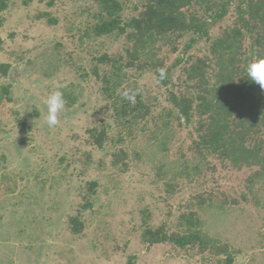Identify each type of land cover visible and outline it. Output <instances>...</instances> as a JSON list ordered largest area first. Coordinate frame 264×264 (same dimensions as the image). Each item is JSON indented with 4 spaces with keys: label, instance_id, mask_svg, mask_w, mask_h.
Masks as SVG:
<instances>
[{
    "label": "rangeland",
    "instance_id": "rangeland-1",
    "mask_svg": "<svg viewBox=\"0 0 264 264\" xmlns=\"http://www.w3.org/2000/svg\"><path fill=\"white\" fill-rule=\"evenodd\" d=\"M23 1L0 13V64L11 66L0 76V264H219L211 251L143 242L146 228L179 231L181 216L191 210L209 237L230 248L234 264H262V166L239 170L209 156L201 176L173 179L198 140L196 119L187 125L165 117L170 92L184 91L183 66L167 86L154 71L124 69L117 94L135 87L154 118L121 123L105 94L113 68L98 60L126 57V36L90 35L96 0ZM123 4L124 22L139 15L140 0ZM234 18L232 12L216 25L212 37ZM187 41L179 40L175 52L156 44L165 70L182 57ZM208 55V43L200 42L187 57ZM56 90L65 107L49 128L44 101ZM158 117L170 122L166 129ZM92 129L105 131L103 148L94 145ZM91 183L96 188L88 199ZM202 200L207 204L199 206ZM87 202L92 207L83 210ZM72 217L83 223L79 235L71 232Z\"/></svg>",
    "mask_w": 264,
    "mask_h": 264
},
{
    "label": "trees",
    "instance_id": "trees-1",
    "mask_svg": "<svg viewBox=\"0 0 264 264\" xmlns=\"http://www.w3.org/2000/svg\"><path fill=\"white\" fill-rule=\"evenodd\" d=\"M12 1L0 0V13L7 12ZM33 1L24 0L23 5L29 6ZM123 1L96 0L98 12L94 18L97 22L90 28L91 36H126L127 44H130L126 57L116 60L105 55L98 60L113 68L104 83L105 94L113 100L117 120L132 124L145 121L147 124L148 118H154L142 96L134 92L135 87L117 94L125 77L124 69L154 71L167 86L173 72L183 66L185 79L181 86L184 91L170 92L168 100L172 109L165 117L179 123L184 121L187 125L197 120L198 140L189 148L192 157L176 171L173 179L191 181L201 176L208 170L205 164L209 156L239 170L262 166L264 171V139H261L264 136V93L246 73L249 62L264 58V0H140L139 15L125 22ZM232 12L233 22L217 37H212L210 31ZM42 16L48 17L47 14ZM1 21L0 18V26ZM49 23L56 21L52 19ZM185 37L188 41L182 57L165 70L163 61L155 53L156 44L171 46L175 52L176 43ZM247 41L251 43L249 51L245 49ZM200 42L208 43L210 55L187 57ZM1 44L0 40V47ZM10 68L8 64H0V76H8ZM158 120L164 119L158 117ZM169 123L163 121L162 128L166 129ZM89 132L94 145L103 148L105 131L92 129ZM95 188L96 183H91L86 198L91 197ZM208 200L207 203L212 204L211 199ZM204 204L205 200H202L198 205ZM91 207L87 202L82 209ZM180 220L179 231L172 233L165 227L146 228L142 234L143 242L149 246L168 243L182 250L198 248L201 253L211 251L212 255L221 258L219 264H234L230 248L203 231V223L195 211L184 213ZM70 225L74 235L82 233L83 223L78 217H72ZM257 238L259 243L260 234ZM262 259L264 264V255Z\"/></svg>",
    "mask_w": 264,
    "mask_h": 264
},
{
    "label": "clouds",
    "instance_id": "clouds-1",
    "mask_svg": "<svg viewBox=\"0 0 264 264\" xmlns=\"http://www.w3.org/2000/svg\"><path fill=\"white\" fill-rule=\"evenodd\" d=\"M246 73L249 79L259 86L260 92L264 93V58L254 59L246 67ZM164 75L161 70V76ZM125 98L128 94L125 93ZM47 107V125L54 128L59 124V115L65 107L63 93L59 90L51 92L44 101Z\"/></svg>",
    "mask_w": 264,
    "mask_h": 264
}]
</instances>
